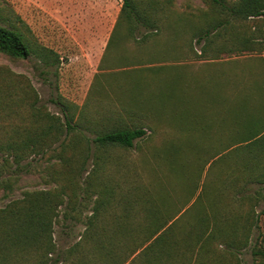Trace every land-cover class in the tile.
I'll list each match as a JSON object with an SVG mask.
<instances>
[{
    "label": "rangeland",
    "instance_id": "1",
    "mask_svg": "<svg viewBox=\"0 0 264 264\" xmlns=\"http://www.w3.org/2000/svg\"><path fill=\"white\" fill-rule=\"evenodd\" d=\"M134 3L156 19L146 38L148 28L121 14L122 0H0V16L10 14L0 24L25 26L38 47L25 58L0 52V140L39 125L33 103L43 119L64 122L57 98L75 128L65 140L66 161L51 155L59 142L31 154L27 169L0 186V208L27 193L56 195L52 241L57 251L76 245L73 258L87 264H143L131 252L147 233L152 205L174 217L165 237L177 264L190 254L187 245L198 254L195 264H260L251 250L264 235V183L249 184L237 201L231 181L241 179V133L264 116V16H230L213 0ZM41 48L58 57L56 66L44 65ZM121 127L145 134L132 148L92 142ZM91 218L108 229L135 224L121 235L83 233ZM97 240L112 241L110 253ZM172 262L160 257L156 264Z\"/></svg>",
    "mask_w": 264,
    "mask_h": 264
},
{
    "label": "trees",
    "instance_id": "2",
    "mask_svg": "<svg viewBox=\"0 0 264 264\" xmlns=\"http://www.w3.org/2000/svg\"><path fill=\"white\" fill-rule=\"evenodd\" d=\"M213 1L217 2L221 9L230 16H264V0H235L232 4H226L223 0ZM148 13L149 10L145 7L139 9L134 0H122L121 14L127 18L129 23L134 26L142 25L148 28L142 35L145 36L144 38L148 37L149 32L156 26V19ZM9 15L0 16V21L9 20ZM117 32L119 31L116 30L112 35V41L114 42H116ZM130 32L137 31L130 28ZM208 33L209 31H205L204 34L199 35L198 40L208 37ZM31 37L25 26H19L12 21L7 25L0 24V52L13 58H25L31 52H36L38 48L32 42ZM108 42L110 41L108 40ZM41 49L44 51V65L56 66L58 57L55 54L51 56L49 54L51 51L47 48ZM177 81H175V85ZM179 88V91L183 94L184 84L182 80H179ZM21 89L22 93H26L28 86ZM55 102L63 105L61 110L65 119L64 122L51 115H49L50 118L48 120L43 119L44 115L41 116L37 112L39 108L33 103L32 108L37 109L34 112L42 120L39 125L35 129L25 132L22 138H18V132H15L13 136L0 140V155H2V160L0 161V186L9 187V176L13 173H21L27 169L28 163L23 161L31 154H44L55 142L59 143L56 147L50 149L52 157L66 161L64 157L65 140L75 128L71 125L72 116L67 111V106L59 98ZM249 124L251 125L247 126L245 131L241 133L243 138L240 140V143H242L239 147L240 151L235 153L241 155L236 165L241 179L234 178L231 181L235 191L234 199L237 201L245 199V194L243 193H246L249 184L264 183V116H261L259 120H251ZM144 134L145 130L142 127H121L96 133L92 142L98 146L118 145L132 148L134 141L142 138ZM47 137L51 138L52 141L47 142L45 140ZM87 151H90L89 148ZM262 198L264 199V197ZM57 199L56 195L51 194L48 190L32 192L27 193L22 199L14 200L0 208V264L22 263L28 258H30V261L28 260L26 264H87L82 259L78 260L77 256L73 258V255L78 254L76 249H74L76 245L68 250L57 251L52 241V222L57 215L56 209L59 204ZM248 199V201L252 200L251 196ZM250 206L252 207V204ZM262 213H264V209ZM146 215L150 219L149 224L146 226L147 233L143 241L133 248L131 253L136 252V255H140L143 264H156L157 258L160 257H167L173 261L171 264H177L176 253L170 255V252H167V246L169 245L170 250H172L173 243L166 242L167 237H165L170 232L171 227L170 224L167 226L166 224L174 217L165 218L157 214L156 205L148 207ZM255 217L257 216L253 215L249 218V225L254 222ZM134 224V222L116 223L108 229L98 225L95 219L91 218L87 222L83 233L106 235L109 230L112 235H121L131 233ZM258 239L259 241L254 242L251 252L254 257L261 260L260 264H264V235H259ZM241 243L242 246L247 245L245 240ZM94 244L101 246V248H107L110 253V244L112 246L113 242L97 240ZM228 245L232 249H238V245L233 242ZM185 249L190 251V254L185 255L184 264H195L198 254H193L189 245ZM199 249H201V246L198 247ZM26 253L27 256L25 255ZM30 255L32 257H29ZM208 262L206 261L202 264H208ZM115 264H130V261L127 262V259H123Z\"/></svg>",
    "mask_w": 264,
    "mask_h": 264
}]
</instances>
